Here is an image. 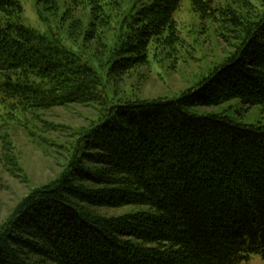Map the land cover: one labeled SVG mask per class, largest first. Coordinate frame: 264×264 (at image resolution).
Returning <instances> with one entry per match:
<instances>
[{
	"label": "trees",
	"instance_id": "1",
	"mask_svg": "<svg viewBox=\"0 0 264 264\" xmlns=\"http://www.w3.org/2000/svg\"><path fill=\"white\" fill-rule=\"evenodd\" d=\"M116 2L71 0L63 14L69 20L73 7L90 6L89 26L75 15L70 35L80 33L94 46L93 56L73 51L51 29L27 27L20 0H0L4 105L22 115L72 104L100 106L80 143L70 148L67 171L0 226V264H251L254 254L264 259V124L193 111L236 98L249 107L264 105V0H232L237 7L190 0L202 19L227 24L236 41L233 52L178 96L124 103L114 99L115 81L146 66L153 44L176 41L175 13L183 0H142L128 21L107 13ZM36 4L46 18L41 6L58 5ZM111 20L127 30L106 54L102 31ZM74 178L102 187L85 189ZM76 201L146 209L91 217Z\"/></svg>",
	"mask_w": 264,
	"mask_h": 264
},
{
	"label": "rangeland",
	"instance_id": "2",
	"mask_svg": "<svg viewBox=\"0 0 264 264\" xmlns=\"http://www.w3.org/2000/svg\"><path fill=\"white\" fill-rule=\"evenodd\" d=\"M56 1L58 5H54L55 10H47V6H41L47 11L46 18L45 15L39 14L36 0H20L24 9L23 23L41 33H47L51 29L57 32L63 44L73 51L85 50L94 56V46L89 47L80 33L70 35V26L75 15L82 19L86 27L89 26L92 18L90 6L84 3L76 5L72 8L75 15H68V20L63 18V14L71 0ZM140 1L142 0H119L117 6V0L115 7L111 5L106 10L114 20L128 21L132 15L131 11L140 6ZM215 3L222 7L236 6L232 0H215ZM253 3L259 7L256 1ZM243 11L245 12V9ZM175 18L178 30L176 41L171 45L153 44L149 49V62L146 66L136 68L121 80L115 81V101L124 103L178 96L195 87L233 52L236 41L227 29V24H220L213 19H202L193 10L190 0H183ZM114 20L110 21L109 28L102 31V40L107 46L106 54L119 44L127 30L123 25L115 24ZM99 52L102 53L101 50ZM2 98L3 94L0 92V226L11 221L18 210L23 208L26 199L37 190L58 180L67 171V164L73 153L70 148L75 143H80L86 133L85 128L97 119L100 107L98 104H72L33 115H22V112L14 109L11 104L4 105ZM193 111L226 112L247 124H264V105L249 107L238 98L217 106L194 107ZM82 164L101 170L96 164ZM74 183L95 192L102 187L90 182L81 184L77 179ZM76 203L83 210L86 207V214L91 217L117 218L146 209L133 205L96 207L80 201ZM41 257L43 256H39ZM250 263L264 264V259L254 254Z\"/></svg>",
	"mask_w": 264,
	"mask_h": 264
}]
</instances>
